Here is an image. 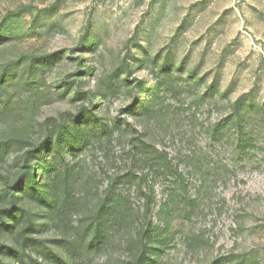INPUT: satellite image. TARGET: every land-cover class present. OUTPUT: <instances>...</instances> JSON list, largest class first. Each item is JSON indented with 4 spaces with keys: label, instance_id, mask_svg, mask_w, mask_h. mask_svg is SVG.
<instances>
[{
    "label": "rangeland",
    "instance_id": "obj_1",
    "mask_svg": "<svg viewBox=\"0 0 264 264\" xmlns=\"http://www.w3.org/2000/svg\"><path fill=\"white\" fill-rule=\"evenodd\" d=\"M0 264H264V0H0Z\"/></svg>",
    "mask_w": 264,
    "mask_h": 264
},
{
    "label": "trees",
    "instance_id": "obj_2",
    "mask_svg": "<svg viewBox=\"0 0 264 264\" xmlns=\"http://www.w3.org/2000/svg\"><path fill=\"white\" fill-rule=\"evenodd\" d=\"M29 174L31 176H34L35 175V169L31 168L30 171H29ZM141 192L148 199L146 207H147V209L149 211L150 207H151V204H152V202H151L152 199L150 198V196L146 195L147 193H145V190L143 188H141ZM121 209H122V207H121V205L119 203L111 204V205H109L108 208L102 206V218H100L99 220L102 219V221H103L105 218H111V219L115 220V219L119 218ZM151 234H152V230L149 229V230H147V232H145V234L141 233V234H138V235H139V239L142 240L145 237H150Z\"/></svg>",
    "mask_w": 264,
    "mask_h": 264
}]
</instances>
